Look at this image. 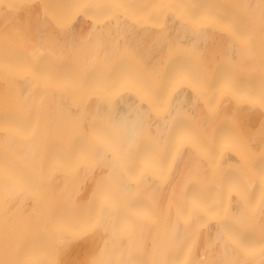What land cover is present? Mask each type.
Wrapping results in <instances>:
<instances>
[{
    "label": "bare ground",
    "instance_id": "bare-ground-1",
    "mask_svg": "<svg viewBox=\"0 0 264 264\" xmlns=\"http://www.w3.org/2000/svg\"><path fill=\"white\" fill-rule=\"evenodd\" d=\"M0 264H264V0H0Z\"/></svg>",
    "mask_w": 264,
    "mask_h": 264
}]
</instances>
